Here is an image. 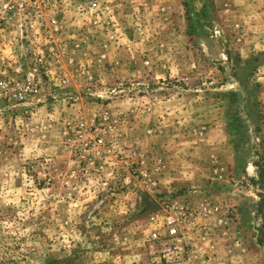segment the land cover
Returning a JSON list of instances; mask_svg holds the SVG:
<instances>
[{
	"label": "rangeland",
	"instance_id": "374dc122",
	"mask_svg": "<svg viewBox=\"0 0 264 264\" xmlns=\"http://www.w3.org/2000/svg\"><path fill=\"white\" fill-rule=\"evenodd\" d=\"M172 198L207 213L169 253ZM210 260L264 264V0H46L0 31V264Z\"/></svg>",
	"mask_w": 264,
	"mask_h": 264
},
{
	"label": "built area",
	"instance_id": "2783aa9c",
	"mask_svg": "<svg viewBox=\"0 0 264 264\" xmlns=\"http://www.w3.org/2000/svg\"><path fill=\"white\" fill-rule=\"evenodd\" d=\"M45 1L46 0H0V31H4L8 28L13 20L19 21L22 17H26L32 6H42ZM80 127L82 130H85V123L82 122ZM103 143V138H99L96 141V145L98 146H102ZM162 209V217L164 220L161 225L166 229V242H170L169 246L165 249L169 253L173 248H177V246H172V241L189 234L192 225H198L200 220L203 219L204 215L207 213L206 211H200L195 204H192L186 199L172 198V200L165 203ZM153 238L156 240L161 239V233L158 231V228L153 232ZM203 264L216 263L210 260L209 263Z\"/></svg>",
	"mask_w": 264,
	"mask_h": 264
},
{
	"label": "water",
	"instance_id": "95a60500",
	"mask_svg": "<svg viewBox=\"0 0 264 264\" xmlns=\"http://www.w3.org/2000/svg\"><path fill=\"white\" fill-rule=\"evenodd\" d=\"M145 200L153 205V207H158L157 201L149 194L145 195Z\"/></svg>",
	"mask_w": 264,
	"mask_h": 264
}]
</instances>
